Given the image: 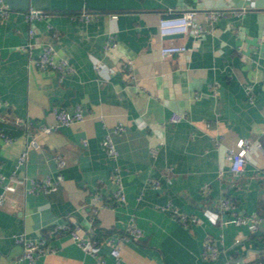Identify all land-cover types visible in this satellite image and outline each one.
Returning <instances> with one entry per match:
<instances>
[{"label":"crops","instance_id":"obj_1","mask_svg":"<svg viewBox=\"0 0 264 264\" xmlns=\"http://www.w3.org/2000/svg\"><path fill=\"white\" fill-rule=\"evenodd\" d=\"M5 1L10 14L0 20V96L8 103L0 109L2 171L9 174L15 168L30 133L55 122L54 105L70 111L81 106L85 119L39 134L40 146L30 149L18 169L41 177L57 172V153L66 160L56 191L32 193L19 185L8 192L0 209V264H30L19 260L22 246L13 234L37 238L50 225L67 221L84 229L94 226V241L100 242L106 264H264V0ZM83 7L97 17L86 22L71 16ZM187 7L197 9L201 22H206L207 9L227 13L204 36L162 38L160 16L168 8ZM242 7L245 12H234ZM29 8L46 16L29 23ZM110 13L118 14L113 24ZM48 24L62 34L53 40L57 55L74 67L62 80L56 71L34 63L42 43L52 41ZM111 26L118 44L105 51ZM28 41L35 43L33 48L20 47ZM168 41L185 43L188 49L162 56L160 45ZM239 46L252 60L241 59ZM126 62L134 63L135 79L124 69ZM172 112L184 118L172 122ZM120 122L124 129L115 132ZM107 133L119 151L117 158L101 144ZM240 138H250L252 148L245 169L234 177L226 154ZM115 164L121 170L125 203L111 196ZM150 178L160 186L153 187ZM94 194L107 202L96 212ZM222 196L234 199L235 210L220 208ZM172 207L188 215L187 227L174 218ZM235 214L263 219L256 226L250 221L235 224L230 221ZM132 216L143 235L129 239L116 258L105 237L123 231ZM208 237L219 248L217 259L202 256ZM51 242L57 251L40 256L36 264H96L68 233L56 234Z\"/></svg>","mask_w":264,"mask_h":264},{"label":"built area","instance_id":"obj_2","mask_svg":"<svg viewBox=\"0 0 264 264\" xmlns=\"http://www.w3.org/2000/svg\"><path fill=\"white\" fill-rule=\"evenodd\" d=\"M246 7L240 9H235L236 14H241L245 12ZM197 9L195 7H187L182 10H176L174 8H168L166 12L160 16L158 22V28L160 36L166 37L175 34H189L194 38L204 36L206 32H214L215 21L225 15L227 10L219 8H210L205 11L206 22L197 21ZM10 14V8L5 0H0V20L8 18ZM96 12L88 10L86 7L81 8L77 12L71 13V16L75 19L83 21H92L97 17ZM46 16V12L37 8H29L25 12V18L27 22L33 23L37 20H41ZM109 19L112 24L118 19L117 13H110ZM50 30V36L52 41H45L41 45V50L38 56L34 59L35 65L41 70H53L59 74L60 80H62L66 75L74 71L73 65L64 57L57 55V51L53 40H58L61 38V31L55 28L52 24H48ZM116 28L111 26L110 32L108 33L107 39L104 43L105 51L113 50L117 47V39L115 34ZM35 33L34 27L29 28V34L32 36ZM35 45L34 42L28 41L20 45L21 48L30 50ZM160 53L162 56L170 54H180L187 51V45L185 43H176L174 41L163 42L160 45ZM241 52V59L246 62L247 60H252V57L247 55L242 51L241 46L238 47ZM254 52H258L257 48ZM95 67L98 71H101L102 64L100 61H95ZM124 69L128 71L131 79H135L134 73V63L126 62L123 65ZM247 92L251 93V85L246 86ZM251 99V95H250ZM8 103L0 96V109L7 106ZM52 113L55 116V122L52 124H42L39 126L37 133H30L29 140L25 144L24 148L20 151L15 168L9 173L5 174L0 167V209L6 203L7 194L9 191L14 190L17 186L22 185L25 187L26 191L36 193H51L56 191L61 182L64 179V174L62 169L66 165V160L62 154L57 153L55 155L58 165V170L54 174H46L44 176H30L28 174H20L18 169L21 165L25 164L29 151L32 148H38L40 142L38 140L39 134H49L54 132L60 127L70 126L76 122H81L85 119L84 110L81 106H77L73 111L68 110L63 105H54L52 107ZM184 118L183 114L179 112H172L170 115V121L179 122ZM20 119V118H17ZM124 129L122 122L114 127L115 132H119ZM3 136L7 140H12L13 138L4 133ZM85 143H87L85 141ZM101 144L105 152L113 157L117 158L119 151L113 141L111 135L107 133L101 141ZM259 143V147H261ZM252 148V140L250 138H240L238 139L235 147H229L227 149V159L230 162V172L234 177H239L246 167L247 163V153ZM157 153V147L151 148V154L154 156ZM264 172V170H262ZM223 172L220 171L219 175ZM112 180L115 182V188L111 191V196L114 200L119 203H125L127 196L124 189V182L121 174V170L118 164H115L111 171ZM153 187H159L160 182L154 178L148 180ZM208 191V186L204 185L203 192ZM93 202H95L94 212L97 211L99 207H105L107 202L102 199L100 194H94L92 196ZM220 208L223 211H233L235 210L236 204L231 196H222L219 201ZM174 218L180 222L182 225L187 227L189 225V217L186 214L178 212L174 207L171 208ZM262 216L259 215H240L235 214V216L230 219L231 222L235 224H242L250 221L252 226H256L262 221ZM68 233L74 243L81 247L85 252L92 255L95 259L96 264H106L105 258L101 253L100 242H95L94 237L96 235L95 228L91 224L88 228L84 229L78 222H58L50 225L46 234L40 235L37 238H31L26 236L25 233L13 234V239L15 242L21 244L22 254L19 257L20 261H27L30 264H36L40 256H45L48 254L55 253L58 249L51 242V238L59 233ZM143 235V231L138 226L135 221V217L129 219L127 227L120 232H113L105 237L104 242L111 246V254L119 258L121 255V250L124 244L129 240H138ZM202 256L206 259H217L219 256V248L216 245L213 238L208 237L204 241V249ZM228 264V263H224Z\"/></svg>","mask_w":264,"mask_h":264},{"label":"water","instance_id":"obj_3","mask_svg":"<svg viewBox=\"0 0 264 264\" xmlns=\"http://www.w3.org/2000/svg\"><path fill=\"white\" fill-rule=\"evenodd\" d=\"M176 35H179V34H175V35H171V36H176ZM171 36H166V37H171Z\"/></svg>","mask_w":264,"mask_h":264},{"label":"trees","instance_id":"obj_4","mask_svg":"<svg viewBox=\"0 0 264 264\" xmlns=\"http://www.w3.org/2000/svg\"><path fill=\"white\" fill-rule=\"evenodd\" d=\"M108 234H111V233H108ZM108 234H107V235H108ZM107 235H106V236H107Z\"/></svg>","mask_w":264,"mask_h":264}]
</instances>
